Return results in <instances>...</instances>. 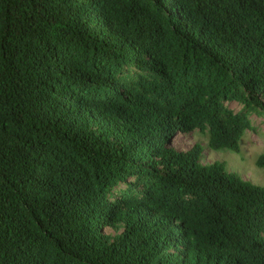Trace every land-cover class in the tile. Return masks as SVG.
<instances>
[{
  "label": "trees",
  "instance_id": "obj_1",
  "mask_svg": "<svg viewBox=\"0 0 264 264\" xmlns=\"http://www.w3.org/2000/svg\"><path fill=\"white\" fill-rule=\"evenodd\" d=\"M253 116L264 0H0V264H264V186L172 147Z\"/></svg>",
  "mask_w": 264,
  "mask_h": 264
},
{
  "label": "rangeland",
  "instance_id": "obj_2",
  "mask_svg": "<svg viewBox=\"0 0 264 264\" xmlns=\"http://www.w3.org/2000/svg\"><path fill=\"white\" fill-rule=\"evenodd\" d=\"M252 119L253 129L247 131L242 139L240 154L227 150H211L208 146L207 133L201 131L178 134L172 142V147L177 151L187 152L195 145H201L203 147L201 161L204 165L224 163L229 172L237 173L246 181L264 186V170L256 165L257 159L264 153V118L253 116ZM108 233L114 234L113 231Z\"/></svg>",
  "mask_w": 264,
  "mask_h": 264
}]
</instances>
